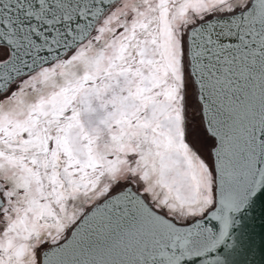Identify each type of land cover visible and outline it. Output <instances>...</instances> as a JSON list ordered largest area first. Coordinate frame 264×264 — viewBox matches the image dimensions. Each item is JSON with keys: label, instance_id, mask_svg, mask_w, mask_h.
<instances>
[{"label": "snow or ice", "instance_id": "1", "mask_svg": "<svg viewBox=\"0 0 264 264\" xmlns=\"http://www.w3.org/2000/svg\"><path fill=\"white\" fill-rule=\"evenodd\" d=\"M0 264H264V0H0Z\"/></svg>", "mask_w": 264, "mask_h": 264}, {"label": "rangeland", "instance_id": "2", "mask_svg": "<svg viewBox=\"0 0 264 264\" xmlns=\"http://www.w3.org/2000/svg\"><path fill=\"white\" fill-rule=\"evenodd\" d=\"M207 150H208V148H207V146L203 149V151L205 152V154L207 153Z\"/></svg>", "mask_w": 264, "mask_h": 264}, {"label": "water", "instance_id": "3", "mask_svg": "<svg viewBox=\"0 0 264 264\" xmlns=\"http://www.w3.org/2000/svg\"><path fill=\"white\" fill-rule=\"evenodd\" d=\"M257 231H259V229Z\"/></svg>", "mask_w": 264, "mask_h": 264}]
</instances>
